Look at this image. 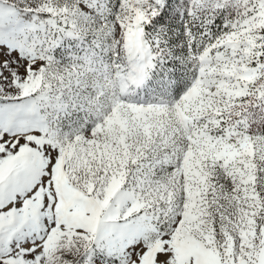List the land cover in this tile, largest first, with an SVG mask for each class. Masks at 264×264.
I'll list each match as a JSON object with an SVG mask.
<instances>
[{
  "label": "snow or ice",
  "instance_id": "6c2138e0",
  "mask_svg": "<svg viewBox=\"0 0 264 264\" xmlns=\"http://www.w3.org/2000/svg\"><path fill=\"white\" fill-rule=\"evenodd\" d=\"M0 264H264V0H0Z\"/></svg>",
  "mask_w": 264,
  "mask_h": 264
}]
</instances>
